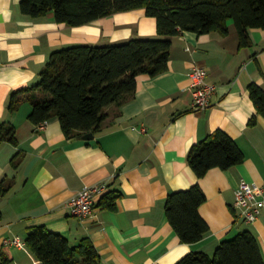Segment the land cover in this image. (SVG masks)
I'll return each mask as SVG.
<instances>
[{
  "label": "crops",
  "instance_id": "0c3cea01",
  "mask_svg": "<svg viewBox=\"0 0 264 264\" xmlns=\"http://www.w3.org/2000/svg\"><path fill=\"white\" fill-rule=\"evenodd\" d=\"M21 2L0 0V130L13 125L18 141L0 146V264L3 256L11 264H42L26 244L7 243L18 237L25 243L40 226L72 246L90 240L101 264H176L191 253L213 256L221 243L244 231L256 236L264 255V210L248 223L234 208L242 181L264 188V117L249 94L252 84L264 89V30L249 31L248 47H240L233 21L228 34L173 37L167 72L139 76L135 96L105 109L107 118L92 140L70 139L58 118L43 130L29 120L33 106L25 93L10 110L11 95L39 82L53 52L158 38L157 21L136 9L70 27L57 23L52 12L24 15ZM195 63L217 86L211 105L201 111L194 109L189 89ZM217 131L237 142L245 161L199 179L188 164L189 151ZM196 185L207 198L200 214L210 231L202 241L185 244L165 207L169 195ZM87 186L120 195L117 210L97 205L92 217L71 215L68 201Z\"/></svg>",
  "mask_w": 264,
  "mask_h": 264
},
{
  "label": "trees",
  "instance_id": "16d2710c",
  "mask_svg": "<svg viewBox=\"0 0 264 264\" xmlns=\"http://www.w3.org/2000/svg\"><path fill=\"white\" fill-rule=\"evenodd\" d=\"M145 9L157 21L158 38L133 39L110 46H69L52 53L39 82L11 95L10 110L22 102L20 93L30 96L33 109L29 120L38 127L58 118L67 138H77L100 130L107 118L105 109L122 106L137 92L141 75L157 77L169 69L172 38L185 32L198 35L219 31L228 34V22L237 28L240 47L250 45L249 31L264 30V0H22L21 11L31 18L54 13L59 24L81 27L115 13ZM249 94L257 113L264 117V89L252 84ZM257 116L250 124L255 125ZM17 145L16 129L6 125L0 130V146ZM188 164L199 179L218 168L229 170L241 165L245 155L237 142L223 131L195 145ZM15 167L18 164L15 163ZM8 188V187H7ZM7 189H3V193ZM121 196L105 193L98 206L117 210ZM207 198L199 185L169 195L167 218L185 244L202 241L210 231L200 208ZM25 244L42 264H101L93 243L85 239L72 246L46 227L34 228ZM3 256L1 264H11ZM176 264H264L256 236L244 231L225 241L213 256L191 253Z\"/></svg>",
  "mask_w": 264,
  "mask_h": 264
},
{
  "label": "built area",
  "instance_id": "2783aa9c",
  "mask_svg": "<svg viewBox=\"0 0 264 264\" xmlns=\"http://www.w3.org/2000/svg\"><path fill=\"white\" fill-rule=\"evenodd\" d=\"M207 76V70L195 63L191 73L192 83L189 89L193 96L194 109L197 111L205 110L211 105L212 97L217 90V86L207 82ZM45 125L46 123L38 128L43 130ZM105 191L106 186L85 187L68 201L70 214L80 219L92 217ZM235 195L234 208L239 210L238 217L248 223L255 222L264 210V188L257 184L242 181ZM7 243L19 247L25 246L24 241L19 237L7 241Z\"/></svg>",
  "mask_w": 264,
  "mask_h": 264
},
{
  "label": "water",
  "instance_id": "95a60500",
  "mask_svg": "<svg viewBox=\"0 0 264 264\" xmlns=\"http://www.w3.org/2000/svg\"><path fill=\"white\" fill-rule=\"evenodd\" d=\"M94 138V134L93 133H90V134H87L84 136V139L85 140H92Z\"/></svg>",
  "mask_w": 264,
  "mask_h": 264
}]
</instances>
